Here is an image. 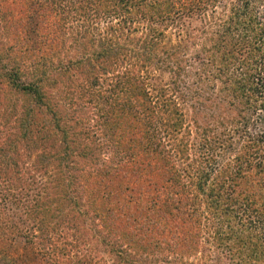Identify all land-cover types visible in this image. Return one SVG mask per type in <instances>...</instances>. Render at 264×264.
Here are the masks:
<instances>
[{"label": "trees", "instance_id": "1", "mask_svg": "<svg viewBox=\"0 0 264 264\" xmlns=\"http://www.w3.org/2000/svg\"><path fill=\"white\" fill-rule=\"evenodd\" d=\"M5 1L10 4V13L17 6L22 13L24 8L37 6L40 11L35 23L41 30H46L49 23L46 36L40 34L42 48L35 51L26 19L22 16L11 20L9 11L0 4V38H5L4 42L0 39V78L14 97L10 111L1 112L0 116L8 121L11 114L17 113V96L24 95L26 102L15 117V142L24 146L46 143L38 161L55 160L52 192L48 189L44 200L28 213L37 222L36 241H29L40 254L46 255L43 264H97L90 257L71 253L66 242L64 247L57 246L55 235L64 231L73 236L74 243L83 236L84 242L90 237L97 239L99 245L106 246L113 264H142L130 252L138 256L151 254L156 261L158 255L166 253L162 260L169 255L171 263L185 264L183 257L198 242V226L206 221L211 222L215 238L234 249L236 264H264L262 135L242 141L238 153L225 157L219 152L213 154L216 145V149L225 145L222 134L206 136L208 130L200 128L197 134L204 136L203 141L207 139L206 146L212 148L210 157L219 165L207 171L193 157L186 164L191 171H178L171 149L166 148L160 131L154 130L155 123L162 121L170 132H178L181 124L176 117L171 118L175 104H167L159 111L160 116H154V102L143 84L129 77L125 68L143 67L160 60L179 71L183 60L178 52L173 47L160 48L161 55L157 56V37L161 33L151 28L143 34H132L133 29L119 30L116 36L114 26L119 25L108 20L105 33L97 38L88 35L89 29L82 20L77 29H72L74 19L83 15L86 20L90 15L97 18L100 12L118 17L123 25L135 15L158 22L172 14L180 15L189 36V23L201 19L206 5L219 0ZM26 1L28 6L24 5ZM73 1L74 9L70 6ZM55 10L49 22L43 24V17ZM65 35L69 43L64 47ZM192 39L181 45L187 47ZM203 49L214 63L228 65L240 59L242 77H236V84L230 83V91L242 94L246 89L247 100L259 99V105L264 107V0L229 1L224 15L205 37ZM120 67L124 71L111 79L109 72L117 73ZM58 95H69V103L60 105ZM85 95L92 104L93 123L106 150L101 163H97L100 149L82 143L88 132L71 105ZM234 98L240 103L239 95ZM49 141L58 146L51 145L49 150ZM7 146L12 154L16 145ZM185 150L180 149L179 156L184 157ZM81 159L84 164L80 165ZM72 161H78L77 165ZM183 176L188 179L186 182L182 181ZM86 224L92 225L93 230L83 228ZM5 227L0 221V230ZM4 239L0 237V264H13L4 253Z\"/></svg>", "mask_w": 264, "mask_h": 264}, {"label": "rangeland", "instance_id": "2", "mask_svg": "<svg viewBox=\"0 0 264 264\" xmlns=\"http://www.w3.org/2000/svg\"><path fill=\"white\" fill-rule=\"evenodd\" d=\"M229 1L233 0H219L206 5L201 19H194L189 23L192 30L189 36L185 34L186 26L182 24L183 20H181L180 15L174 16L172 14L165 21L158 22H149V20H143L135 15L132 21H127L123 25L118 17H108L109 15L106 16L105 13L100 12L97 18L90 15L87 16L86 20V16L83 15L72 22V29L78 28L80 20L85 22L89 29L88 35L93 34L95 38L105 33L106 24L108 25L109 21L112 24L117 21L119 25L118 27L117 25L114 26L116 36L119 30L133 29L132 34H139L140 32L143 34L151 28L161 33V36L157 37L158 45L155 50L157 56L161 55L160 48L166 50L167 47H173L174 51L178 52L179 58L183 60L181 61L183 66H179V71H176L174 69L176 67L173 68L174 65L171 66L170 63L165 66V63L160 60L156 61L155 64L151 63L143 67L136 65L131 68L129 65L125 66L124 62L122 66H125L129 77H134L135 80L143 84L147 95L154 102L153 111L156 113V115L153 113L154 116H157V114L160 116L159 111H163L167 104H175L176 111L171 118L176 117L177 122L181 124L178 132H170L166 122L162 121L155 123L157 130H154L160 131L161 139L166 148L171 149L177 170L179 171L182 168L181 170L186 174L187 171L192 170L186 164H190L193 157L197 161L199 160L201 167L207 171L215 168L220 163H213L214 161L210 157L212 148L206 146L207 139L203 141L204 136L201 137L200 134H197L200 128L208 130L206 136L213 133L222 134L225 145L219 149H216L218 146L216 145L213 154L219 152L224 154L225 157L238 153L242 141L252 136L256 138L255 134L262 135L261 139L264 140V107L259 105L261 103L259 99L256 102L247 100L246 89L242 90V94L230 91V83L236 84V77H242L239 69L241 68L239 66L240 59L234 64L228 63V65L214 63L213 57H210L206 49H203L205 37L213 28V25L216 24L218 18L224 15ZM8 3L5 0H0V4H3L6 11H9L7 15L11 20L22 16L23 19H26L30 29L28 37L29 40H32L34 50L42 48L39 44L40 34L43 37L46 36V31L49 30L47 29L49 28L48 22L52 15L56 13V10L52 11L51 15L43 17V24L48 21V27L43 25L46 30H41L34 21L37 20L36 14L40 11V8L37 6L24 8L22 13L17 6L15 12L10 13V4ZM24 5L28 6V1ZM70 6L74 9L76 3L73 1ZM92 10L90 11L91 14H93ZM58 14L59 10L57 17ZM121 14L130 16L131 13ZM1 18L0 24H2ZM67 26L65 27L66 30ZM120 26L124 27L121 28ZM2 29L3 27L0 28V30ZM192 35L195 36H193V39ZM189 38L192 39V43H188L187 47H183V42L189 40ZM0 39L2 42L5 41L3 36ZM63 41H65V47L69 43L67 35L64 36ZM206 43L208 44V42ZM159 58H162V56ZM25 68L22 69L25 70ZM123 71V67L118 68L117 73L110 71L109 73H112L110 78L112 79L116 74L120 75ZM24 78H26L25 71L21 79L24 80ZM50 90L55 92L53 89ZM7 91V83L0 78V113L10 111L9 106L14 100V97L12 99L11 94ZM234 95H239L240 103L234 98ZM17 97H19L15 104L18 108L17 113L11 114L8 121H4L0 116V221L2 226H6L0 230V237L6 238L4 239L6 243L4 253L11 258L13 264H43L47 259L46 255L40 254L34 244L29 241L30 238L35 237L34 226L37 222L30 219L28 213L32 211V207L37 202L40 203L44 200L46 193L49 192L48 189L51 190V180H53L56 168L55 160L38 161V155L42 154V150L44 151L42 146L46 143L42 145L39 143L37 146H24L15 142L18 133V124L15 117L16 115L19 116L20 110L26 102V97L21 93ZM57 98L60 105L69 103V95H58ZM71 105L75 109V113L81 117L83 127L88 132L82 143L100 149L97 153V163H101L106 155V150L101 145L100 135L97 134L93 123L95 113L92 104L85 95L79 98L77 103ZM11 144L16 145L13 147L12 154H10L11 152L8 153V149L5 148ZM54 144L58 146L55 141L54 143L53 141L47 143L49 150H51V145ZM1 148H4V150ZM223 148L225 151H223ZM180 149H186L184 157L179 156L178 151ZM217 159L222 158L218 156ZM217 159L214 158V160ZM48 162L49 164H47ZM72 162L76 164L78 161ZM44 164L45 167H43ZM81 164H84V161ZM181 179L183 182L188 180L184 176ZM209 223L211 222L206 221L198 226L200 231L196 247L182 260L186 261L185 264H236V259L233 256L234 249H230L229 243L220 242L215 238V233ZM83 228L93 230L90 224H86ZM59 233L57 232L55 235L57 246L64 247L65 244L63 245V243L66 242V248L70 249L71 253L76 252L90 257L96 260L97 264H113V257L107 253L106 246L99 245L97 239L90 237L89 240L84 242L86 236H83L82 240L74 243L73 236H69L65 231ZM33 240L36 241V238ZM76 240L79 239L76 238ZM163 254L166 253L158 255L159 260L156 261V258H153L151 254L146 255L143 253L138 256L130 252V255L141 260L142 264H173L170 262L169 255L166 260H162Z\"/></svg>", "mask_w": 264, "mask_h": 264}]
</instances>
